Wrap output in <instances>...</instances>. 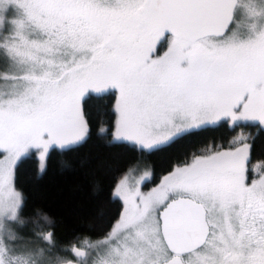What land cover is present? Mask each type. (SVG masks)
Listing matches in <instances>:
<instances>
[{"label": "snow or ice", "instance_id": "6c2138e0", "mask_svg": "<svg viewBox=\"0 0 264 264\" xmlns=\"http://www.w3.org/2000/svg\"><path fill=\"white\" fill-rule=\"evenodd\" d=\"M0 56V264H264V0H0ZM225 123L257 131L189 151L150 191L119 180L88 252L24 217L33 151L43 172L53 146L153 155Z\"/></svg>", "mask_w": 264, "mask_h": 264}, {"label": "trees", "instance_id": "16d2710c", "mask_svg": "<svg viewBox=\"0 0 264 264\" xmlns=\"http://www.w3.org/2000/svg\"><path fill=\"white\" fill-rule=\"evenodd\" d=\"M240 130L251 134L257 131L254 127L225 123L186 136L153 155L122 146L108 147L93 137L74 150L52 147L42 173L39 158L32 153L15 171V184L28 197L24 217H31L36 209L46 213L55 226L40 221L38 230L53 231L63 247L81 245L85 237L98 240L119 218L123 202L111 193L131 167L148 164L153 171V182H158L189 151L207 145H226ZM251 156L252 162L264 160V138L256 140ZM61 255L68 257V253Z\"/></svg>", "mask_w": 264, "mask_h": 264}, {"label": "rangeland", "instance_id": "374dc122", "mask_svg": "<svg viewBox=\"0 0 264 264\" xmlns=\"http://www.w3.org/2000/svg\"><path fill=\"white\" fill-rule=\"evenodd\" d=\"M8 71H9V64H8L7 60L4 59L2 56H0V74L8 73ZM0 82H2V81H0ZM249 134H250V131L240 130L235 137L240 136V135L247 136ZM249 143H251V141H249ZM227 145H228V143L226 145H223V146H225V148H227ZM53 147H58V146H53ZM32 153H36V155L39 158L40 154H39L38 151H33ZM259 162H256L255 164H258ZM39 170H40V161H39ZM40 172H41V170H40ZM253 174H254V178H258V176H259L258 171L253 172ZM120 180L124 181V187L127 190L131 191V190H135V189L138 188L139 191H141V192L150 191L152 188L156 187L159 184V182H160V180L158 182H153V171H152V168L148 164H144V163H140V164H137V165L131 167V169H129V171H127V173L123 177H121ZM118 182H117V184H118ZM117 184H116V186H117ZM14 186H15V188L17 190H19L17 188L16 184H15V176H14ZM116 186H115V188H116ZM115 188H114V190H115ZM102 238H100V239H102ZM100 239H98V240H100ZM98 240H89V241L90 242H95V241H98ZM83 248L85 250H87V252L90 251L85 246H83ZM67 258H69V257H67Z\"/></svg>", "mask_w": 264, "mask_h": 264}, {"label": "flooded vegetation", "instance_id": "af4514ba", "mask_svg": "<svg viewBox=\"0 0 264 264\" xmlns=\"http://www.w3.org/2000/svg\"><path fill=\"white\" fill-rule=\"evenodd\" d=\"M257 162H259V161H257ZM253 164H255L256 162H252ZM253 176H254V174H253ZM72 247H78V248H80V249H83V250H85L84 248H83V245L81 244V245H74V246H72ZM85 252H87V250H85ZM68 259H73V257H72V254L71 253H68ZM74 262H76L75 260H74Z\"/></svg>", "mask_w": 264, "mask_h": 264}, {"label": "water", "instance_id": "95a60500", "mask_svg": "<svg viewBox=\"0 0 264 264\" xmlns=\"http://www.w3.org/2000/svg\"><path fill=\"white\" fill-rule=\"evenodd\" d=\"M76 248H78V247H76ZM81 250H82V251H85V250H83V249H81ZM73 264H76V262L73 261Z\"/></svg>", "mask_w": 264, "mask_h": 264}]
</instances>
